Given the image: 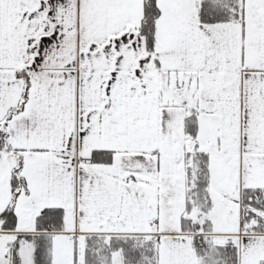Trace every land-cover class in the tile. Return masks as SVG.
I'll use <instances>...</instances> for the list:
<instances>
[{"label":"snow or ice","instance_id":"6c2138e0","mask_svg":"<svg viewBox=\"0 0 264 264\" xmlns=\"http://www.w3.org/2000/svg\"><path fill=\"white\" fill-rule=\"evenodd\" d=\"M0 264H264V0H0Z\"/></svg>","mask_w":264,"mask_h":264}]
</instances>
